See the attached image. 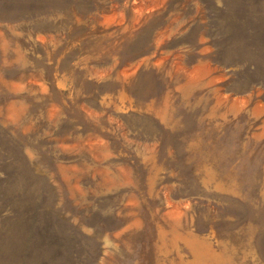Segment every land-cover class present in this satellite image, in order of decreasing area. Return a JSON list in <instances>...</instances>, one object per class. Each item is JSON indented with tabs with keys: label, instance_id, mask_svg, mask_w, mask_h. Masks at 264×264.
Listing matches in <instances>:
<instances>
[{
	"label": "rangeland",
	"instance_id": "374dc122",
	"mask_svg": "<svg viewBox=\"0 0 264 264\" xmlns=\"http://www.w3.org/2000/svg\"><path fill=\"white\" fill-rule=\"evenodd\" d=\"M0 264H264V0H0Z\"/></svg>",
	"mask_w": 264,
	"mask_h": 264
},
{
	"label": "bare ground",
	"instance_id": "6f19581e",
	"mask_svg": "<svg viewBox=\"0 0 264 264\" xmlns=\"http://www.w3.org/2000/svg\"><path fill=\"white\" fill-rule=\"evenodd\" d=\"M205 261V260H204ZM209 262V261H208Z\"/></svg>",
	"mask_w": 264,
	"mask_h": 264
}]
</instances>
